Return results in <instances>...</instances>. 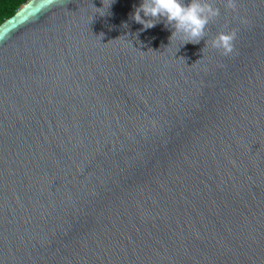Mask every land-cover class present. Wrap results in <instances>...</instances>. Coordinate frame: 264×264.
<instances>
[{"label":"water","instance_id":"1","mask_svg":"<svg viewBox=\"0 0 264 264\" xmlns=\"http://www.w3.org/2000/svg\"><path fill=\"white\" fill-rule=\"evenodd\" d=\"M142 2L0 25V264H264V0L197 44Z\"/></svg>","mask_w":264,"mask_h":264},{"label":"clouds","instance_id":"2","mask_svg":"<svg viewBox=\"0 0 264 264\" xmlns=\"http://www.w3.org/2000/svg\"><path fill=\"white\" fill-rule=\"evenodd\" d=\"M111 2L105 5V0H102L104 7H109ZM55 3L57 0H47L48 5ZM224 6L234 11L237 6L236 0H225ZM103 8L95 9L99 11ZM141 12L148 19H142ZM219 15V8L214 7L208 0H190L187 4L184 3V0H143L141 5L135 9L132 18L135 22L143 25L144 29L154 27L163 19L166 26L174 29L170 39L173 36H179L183 39V44H197L201 39H204L205 29L209 22ZM235 37V31L219 32L210 41V45L212 48L220 50L221 55L228 56L234 50Z\"/></svg>","mask_w":264,"mask_h":264},{"label":"trees","instance_id":"3","mask_svg":"<svg viewBox=\"0 0 264 264\" xmlns=\"http://www.w3.org/2000/svg\"><path fill=\"white\" fill-rule=\"evenodd\" d=\"M30 0H0V25L11 18Z\"/></svg>","mask_w":264,"mask_h":264}]
</instances>
